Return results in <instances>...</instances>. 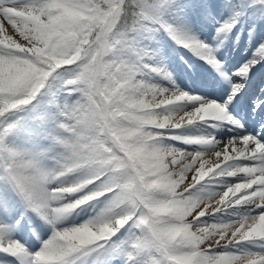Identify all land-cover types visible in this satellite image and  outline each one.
<instances>
[{
  "label": "snow or ice",
  "instance_id": "1",
  "mask_svg": "<svg viewBox=\"0 0 264 264\" xmlns=\"http://www.w3.org/2000/svg\"><path fill=\"white\" fill-rule=\"evenodd\" d=\"M0 264H264V0H0Z\"/></svg>",
  "mask_w": 264,
  "mask_h": 264
}]
</instances>
